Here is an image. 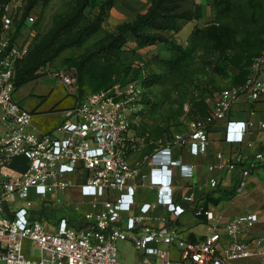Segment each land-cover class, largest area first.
<instances>
[{
	"label": "built area",
	"instance_id": "obj_1",
	"mask_svg": "<svg viewBox=\"0 0 264 264\" xmlns=\"http://www.w3.org/2000/svg\"><path fill=\"white\" fill-rule=\"evenodd\" d=\"M20 6L18 0L0 6V260L5 264H131L120 259L118 247L119 241L129 240L138 251L154 256L146 264H225L255 255H260L258 264H264V235L254 245L239 238L243 229L259 220L258 213L240 215L223 226L217 217L205 239H186L170 223L151 222L155 203L139 202L137 184L132 181L141 177L156 187V202L166 205L171 214L179 216L186 210L173 195L174 167L186 176L192 170L172 155L170 146L188 143L195 154L206 151L209 127L215 120L226 118L240 97L256 100L264 94V43L245 80L223 89L205 117L186 132L167 138L165 147L147 156L150 168L143 172L130 161L133 150L151 136L146 126L135 137L128 135L134 118L143 111L137 99L144 90L134 82L90 92L66 111L65 120L54 130L34 125L35 114L15 96L17 65L30 47L16 37ZM34 20L30 12L26 22ZM54 74L74 88L73 71L60 69ZM255 124L252 119H230L227 141L245 142ZM260 126L264 128V121ZM258 156L264 158V153ZM250 172L251 168L244 170L245 175ZM211 184L216 186L217 180ZM78 187L83 197L92 199L93 210L81 212L80 223L67 215L52 219L49 205L60 204L61 191ZM101 197H105L102 202ZM223 233L231 240L221 248ZM27 241L40 250L39 256L27 252Z\"/></svg>",
	"mask_w": 264,
	"mask_h": 264
},
{
	"label": "rangeland",
	"instance_id": "obj_2",
	"mask_svg": "<svg viewBox=\"0 0 264 264\" xmlns=\"http://www.w3.org/2000/svg\"><path fill=\"white\" fill-rule=\"evenodd\" d=\"M18 1L21 3L18 14L22 18L30 0ZM71 2L72 0H51L48 4L37 3L30 10L34 13L35 20H23L20 27L18 25L16 37L29 43L30 49L53 26L56 16L70 8ZM101 2L102 0H95L87 9V15L93 17L99 11ZM115 2L116 6L108 11L104 30L85 44L62 51L53 62L40 68L41 77L16 91L18 101L35 114L33 123L39 130H54L65 120L66 111L76 106L90 92L115 84L134 82L144 90L137 99L143 105L141 116L150 122L156 135L171 138L177 132H186L194 121L208 114L223 89L234 86L235 82H243L239 80L250 72L253 59L264 43V0H232L229 8L220 15L217 14L214 0L212 13L201 19L188 35L184 45L189 48L190 57L179 67H169L166 61L174 53L164 43H158L135 51H123L117 62V69L107 66L103 59L100 60L99 65L90 66L88 76L80 83L73 58L83 54L107 31H114L118 24L130 21L131 17L146 9L149 4L148 2L146 6L137 8L130 0ZM212 24L228 29L224 41L223 37L221 39L225 45L223 49L205 32ZM60 69L75 73L76 84L73 89L65 86L60 77L54 74ZM154 75L159 76L158 80L145 85L144 79ZM57 133L62 134L59 130ZM58 196L60 204H50L47 209L52 219L79 213L77 206H83V202L69 191H61ZM53 197L56 198L57 194ZM86 206L88 209L89 205ZM219 246L223 247L221 243ZM118 247L120 259L127 263L146 264V259H155L152 255L138 251L129 240L119 241ZM25 248L33 255H40V250L30 241L25 243ZM172 250L175 257L177 247ZM233 261L235 260H228L225 264Z\"/></svg>",
	"mask_w": 264,
	"mask_h": 264
},
{
	"label": "crops",
	"instance_id": "obj_3",
	"mask_svg": "<svg viewBox=\"0 0 264 264\" xmlns=\"http://www.w3.org/2000/svg\"><path fill=\"white\" fill-rule=\"evenodd\" d=\"M137 8L146 6L149 0H130ZM114 3V7L116 6ZM214 8V0H182L179 12L188 11L191 19L178 20L180 29L176 33L179 41L186 44V39L199 21L209 16ZM144 10V9H142ZM136 14L129 20H133ZM237 82L233 83V85ZM248 121L254 120L256 124L251 127L246 141L234 143L226 139V126L230 120ZM264 121V94L256 100L244 95L238 99L226 118L215 120L209 127V146L206 151L195 154L188 143L170 146L172 155L190 165L191 176L182 173L180 167H174L175 185L173 195L177 203L186 207L179 216L171 214L167 206L157 203V189L142 182L141 177L132 181L137 184V200L139 202H154L151 210V222L165 226L170 223L178 229L181 236L200 241L212 232V225L217 217H220L218 225L223 226L230 220L252 212L259 214V220L250 228H245L239 234V238L255 244L256 240L264 235V158L258 156L264 153V128L260 122ZM149 128L150 137L146 144L133 150L130 161L133 165L141 167V171L147 172L149 166L147 156L151 155L158 147H165L167 138L164 135H156L150 122L144 116L134 118L132 128L128 135L135 137L144 127ZM48 131V130H47ZM249 142L251 144H249ZM221 154V156H219ZM162 156V154H161ZM165 159V158H164ZM251 168V172L245 175L244 170ZM186 171V170H185ZM217 180V185L211 184ZM83 206H78L79 213H70L71 219L80 223L83 219L81 212L93 210L92 199L83 197L80 189L68 190ZM67 191V192H68ZM105 197L99 198L102 202ZM87 202V203H84ZM89 208L87 209V206ZM202 213H197L198 210ZM231 240V236L223 233L220 243L225 245ZM260 255L243 257L227 264H258Z\"/></svg>",
	"mask_w": 264,
	"mask_h": 264
},
{
	"label": "trees",
	"instance_id": "obj_4",
	"mask_svg": "<svg viewBox=\"0 0 264 264\" xmlns=\"http://www.w3.org/2000/svg\"><path fill=\"white\" fill-rule=\"evenodd\" d=\"M10 0H0L4 4ZM51 0H30L26 12L17 21V26L26 21L30 10L37 3L48 4ZM182 0H149L147 8L139 11L130 21L117 25L114 31H107L97 39L80 56L73 58L77 67V77L80 83L88 76L90 66L99 65L104 60L107 66L117 67L121 53L126 50H137L146 46L164 43L174 55L167 59L170 68H177L190 57V50L176 36L180 29L178 20L191 19L188 11L179 12ZM232 0H215L217 14L224 13ZM95 0H72L70 8L56 16L53 26L31 46L28 54L19 61L16 70V89L37 80L42 76L39 70L48 62H53L62 51L73 46H81L90 38L104 30L108 11L114 6L115 0H102L99 11L93 16L87 15V9ZM205 32L215 40L219 47H225L223 41L228 29L223 26L210 25ZM223 37V41H221ZM259 54V53H258ZM249 73V72H248ZM248 73L243 77L244 81ZM159 76L146 77L145 85L158 80ZM239 84V83H237ZM98 90V89H97ZM207 115V114H206ZM205 115V116H206ZM204 116V117H205Z\"/></svg>",
	"mask_w": 264,
	"mask_h": 264
},
{
	"label": "water",
	"instance_id": "obj_5",
	"mask_svg": "<svg viewBox=\"0 0 264 264\" xmlns=\"http://www.w3.org/2000/svg\"><path fill=\"white\" fill-rule=\"evenodd\" d=\"M0 264H5V261L4 260H0Z\"/></svg>",
	"mask_w": 264,
	"mask_h": 264
}]
</instances>
